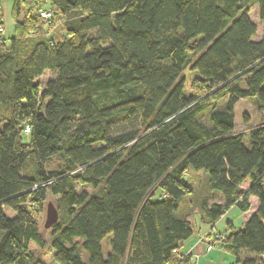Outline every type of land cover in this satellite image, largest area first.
<instances>
[{"label":"trees","instance_id":"trees-1","mask_svg":"<svg viewBox=\"0 0 264 264\" xmlns=\"http://www.w3.org/2000/svg\"><path fill=\"white\" fill-rule=\"evenodd\" d=\"M22 7L8 44L0 21V264H43L30 246L46 247L35 214L49 195L57 264H193L195 210L213 251L264 264V122L236 133L241 100L264 115V0H15V20ZM57 16L63 33L45 35ZM193 172L222 202L184 207ZM251 198L242 230L213 231Z\"/></svg>","mask_w":264,"mask_h":264},{"label":"rangeland","instance_id":"rangeland-1","mask_svg":"<svg viewBox=\"0 0 264 264\" xmlns=\"http://www.w3.org/2000/svg\"><path fill=\"white\" fill-rule=\"evenodd\" d=\"M14 5L15 0H3L1 7H0V21L5 26V33L3 34V38L7 41V44L14 36V30L16 25L19 22L23 21L24 18V7L21 8V15L20 17L15 20L13 18L14 12ZM43 9H51L49 2H45ZM251 20L258 26V34L262 33L263 25L260 23L259 16H258V9L257 6H253L250 12ZM60 16L55 17V19L51 23H47L44 25V34H59L60 36L64 31L63 21L60 19ZM43 34V33H42ZM261 35H259L260 37ZM2 38H0L1 40ZM56 78V73L53 72H46L43 77L38 80V83L44 87L49 81L54 80ZM183 78L186 83V87L188 93L191 92V88L193 85L194 80L196 79L195 75L191 72V70H187ZM264 122V115L258 110L253 100H241L240 103L236 106V133L238 135H245L248 136L252 130L257 128L261 123ZM130 122H120L119 126L127 127L129 126ZM57 167V162H51L48 165L49 169H54ZM189 181L192 182L195 194L191 199H187L184 203V207L186 209H190L191 206L200 207L202 200L209 199L210 203L217 202L218 199L213 198L210 190L208 188V177H205L203 174H196V172L190 173ZM248 184L244 185L243 190H246ZM87 192L90 195H93L94 191L90 187H79L78 193ZM59 198H54L53 196L49 195L47 202L45 204V211L42 213H36L35 218L40 224V234L42 239L44 240L46 247L44 249L39 248L35 244H31L30 249L31 253L39 259L43 264H57L54 261V254L55 252L51 248L52 243V231L45 230V224L47 219V209L50 203L54 204L59 212L60 219H62V210L58 204ZM256 201V199H255ZM191 204V205H190ZM7 215L9 217H14V214L11 211H7ZM199 215L195 210L194 215L192 216V221L194 222L197 231L195 232V238L201 233L205 234L211 230L214 225H204L201 223L199 219ZM246 215L242 213L239 209H233L228 214L223 217L216 225L213 231L215 233L229 235L231 230L228 228V223H231L234 226L236 231H240L243 229L244 222L246 220ZM1 237V233H0ZM207 244V243H206ZM187 246V245H186ZM185 246V247H186ZM209 246V245H208ZM184 247V248H185ZM107 241H105V249L107 250ZM86 261L87 259L84 258Z\"/></svg>","mask_w":264,"mask_h":264},{"label":"crops","instance_id":"crops-1","mask_svg":"<svg viewBox=\"0 0 264 264\" xmlns=\"http://www.w3.org/2000/svg\"><path fill=\"white\" fill-rule=\"evenodd\" d=\"M247 184L249 187L250 183L248 182ZM248 187L246 188V190L248 189ZM218 202H222L221 196L218 198ZM250 204H251V210L247 213H244L246 215L245 217L246 220H248L250 216L254 214L258 208V202L257 200L255 201V198L250 199ZM233 209H238V208L234 207ZM201 239H202L201 234L197 235L196 238L183 249V251L185 252L189 249L190 250L193 249L191 256H189L190 261L193 264H235L236 263L235 258L231 257L230 255L226 254L225 252L219 249H216L211 253L207 252L208 245L205 242L200 241Z\"/></svg>","mask_w":264,"mask_h":264},{"label":"water","instance_id":"water-1","mask_svg":"<svg viewBox=\"0 0 264 264\" xmlns=\"http://www.w3.org/2000/svg\"><path fill=\"white\" fill-rule=\"evenodd\" d=\"M59 222V212L54 204L50 203L47 209V219L45 224V230H51Z\"/></svg>","mask_w":264,"mask_h":264},{"label":"built area","instance_id":"built-area-1","mask_svg":"<svg viewBox=\"0 0 264 264\" xmlns=\"http://www.w3.org/2000/svg\"><path fill=\"white\" fill-rule=\"evenodd\" d=\"M41 16L44 18V19H46V20H50L51 18H52V16H51V14L50 13H48V12H43L42 14H41ZM4 33V30H3V27L0 25V36L2 35ZM25 134H30V128L29 127H26V129H25ZM218 238H220V239H223L224 237H220V236H218ZM204 239H201L200 241H203ZM204 242V241H203ZM205 243H207L209 246L207 247V252H212L213 251V246H212V244H211V242H209V241H206ZM211 244V245H210ZM192 250L193 249H189V250H187L185 253H183V256L184 257H189V256H191V253H192ZM199 258V257H198Z\"/></svg>","mask_w":264,"mask_h":264}]
</instances>
